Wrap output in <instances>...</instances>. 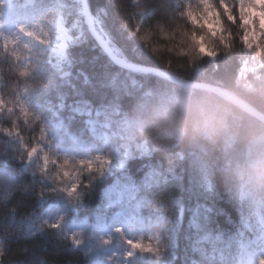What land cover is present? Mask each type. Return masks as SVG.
<instances>
[{
	"label": "trees",
	"instance_id": "16d2710c",
	"mask_svg": "<svg viewBox=\"0 0 264 264\" xmlns=\"http://www.w3.org/2000/svg\"><path fill=\"white\" fill-rule=\"evenodd\" d=\"M62 1L70 23L81 8ZM86 1L117 57L217 86L264 115V69L240 79L246 47L236 0H208L217 14L215 33L193 22L181 0ZM6 9L0 4V14ZM82 26L61 69L49 51H28L21 41L12 51L0 44V264H107L87 244L88 230L108 224L121 209L161 216L173 226L174 241L145 255L146 264H234L237 242L249 247L251 237L240 197L250 170L246 149L264 133V123L209 91L114 65ZM198 38L213 56L199 50ZM19 95L27 98L26 110ZM103 114L128 121L146 154L135 151L122 169L106 173L63 157L46 170L27 166L42 119L60 122L49 142L54 150L73 139L92 140L87 119ZM172 130L181 132L179 140L165 136ZM7 132L23 150L11 147ZM153 171L158 180L147 182ZM43 197L61 207L58 226L41 224ZM75 224H83V232L74 246L64 227ZM137 261L142 264L130 258Z\"/></svg>",
	"mask_w": 264,
	"mask_h": 264
},
{
	"label": "rangeland",
	"instance_id": "374dc122",
	"mask_svg": "<svg viewBox=\"0 0 264 264\" xmlns=\"http://www.w3.org/2000/svg\"><path fill=\"white\" fill-rule=\"evenodd\" d=\"M181 1L184 2L187 15L193 22L202 23L212 33L219 32L217 14L211 9L208 0ZM236 2L244 26L243 41L246 47L240 79H246L247 74H256L259 69H264V0ZM0 4L7 8L5 14H0V44L3 50L12 51L14 44L21 41L28 51H49L55 58L54 66L61 69L66 60L67 46L83 34L84 21L79 18L80 11L67 23L69 12L66 9L69 5L62 0H52L49 4L41 0H25L21 4L13 0H0ZM71 30H75V35ZM198 43L202 53H212L201 43L200 38ZM209 56H213V53ZM17 101L20 108L26 110L27 98L19 95ZM85 113L89 114L90 110L86 109ZM96 114L97 112H94V115ZM35 116L39 117V114ZM87 124L93 136L92 140L77 142L73 139L70 146L56 144L57 147L50 150L49 142L55 136L54 131L59 129L60 122L42 119L38 142L28 153L27 166L46 170L50 164L58 165V159L63 157L73 158L87 170L106 173L113 169H122L125 157L133 152H147L144 143H138L132 138L129 122L126 120L103 114L101 119L97 116L89 117ZM8 134L11 137V147L17 148L16 144L20 143L14 139V133ZM164 134L179 140L181 132L172 130ZM20 149L23 150L24 147L20 145ZM246 156L250 170L240 189V197L245 202L244 226L251 237L249 247L243 246L240 241L237 242L232 251V258L234 264H261V259L264 258V133L252 141L246 149ZM69 177L67 191L72 192L74 172ZM158 178L159 173L153 171L149 174L147 182H156ZM41 208V224L50 227L60 224L62 209L58 204L47 202L43 197ZM64 231L73 238V245H78L83 224L67 225ZM173 241V226L166 218L121 209L113 215L108 224L88 230L87 244L99 262L134 264L130 262V258L138 256L139 261L146 264L151 262L145 255L153 253L156 248H164L165 244L169 245V242ZM133 242L139 247H132Z\"/></svg>",
	"mask_w": 264,
	"mask_h": 264
},
{
	"label": "water",
	"instance_id": "95a60500",
	"mask_svg": "<svg viewBox=\"0 0 264 264\" xmlns=\"http://www.w3.org/2000/svg\"><path fill=\"white\" fill-rule=\"evenodd\" d=\"M81 8V14L84 19V24L86 27L87 33L92 37L95 41L97 46L101 49V51L106 55V57L116 66L130 70V71H137V72H144L148 74H152L156 77L169 81L175 85H179L186 88H194V89H202L209 91L218 95L219 97L223 98L224 100L238 106L240 109L251 115L253 118L259 120L260 122L264 123V115L245 103L243 100L239 99L235 95L231 94L230 92L219 88L217 86L207 84V83H200V82H192L186 79L180 78L174 74H171L165 70L157 69L154 67L143 66L135 63L127 62L119 57H117L108 45V40L106 37H102L99 33H97V29L94 25V18L91 15L87 1L86 0H77Z\"/></svg>",
	"mask_w": 264,
	"mask_h": 264
},
{
	"label": "snow or ice",
	"instance_id": "6c2138e0",
	"mask_svg": "<svg viewBox=\"0 0 264 264\" xmlns=\"http://www.w3.org/2000/svg\"><path fill=\"white\" fill-rule=\"evenodd\" d=\"M97 33H100L102 35V31L97 30ZM60 50H58L59 52ZM62 54V53H61ZM122 231V229H121ZM107 242V241H106ZM132 247H139V245L135 244L134 242L131 245ZM130 255V254H129ZM261 264H264V258L261 259Z\"/></svg>",
	"mask_w": 264,
	"mask_h": 264
},
{
	"label": "clouds",
	"instance_id": "9594fccd",
	"mask_svg": "<svg viewBox=\"0 0 264 264\" xmlns=\"http://www.w3.org/2000/svg\"><path fill=\"white\" fill-rule=\"evenodd\" d=\"M209 55H212V53H208Z\"/></svg>",
	"mask_w": 264,
	"mask_h": 264
}]
</instances>
